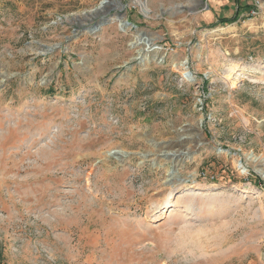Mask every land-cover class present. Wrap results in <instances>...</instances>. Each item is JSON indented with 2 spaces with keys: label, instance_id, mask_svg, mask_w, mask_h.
I'll use <instances>...</instances> for the list:
<instances>
[{
  "label": "rangeland",
  "instance_id": "1",
  "mask_svg": "<svg viewBox=\"0 0 264 264\" xmlns=\"http://www.w3.org/2000/svg\"><path fill=\"white\" fill-rule=\"evenodd\" d=\"M253 159L264 0H0V264H264Z\"/></svg>",
  "mask_w": 264,
  "mask_h": 264
},
{
  "label": "bare ground",
  "instance_id": "2",
  "mask_svg": "<svg viewBox=\"0 0 264 264\" xmlns=\"http://www.w3.org/2000/svg\"><path fill=\"white\" fill-rule=\"evenodd\" d=\"M140 6L144 7V4H140ZM145 47L149 50V52L150 51L158 52L160 50L159 48H156L151 41H147ZM186 65H187V62L181 63V66L183 67V75L186 77H189V79H191L193 76L188 71V67ZM182 147H183V145L180 144V145H176V146H171L170 149L171 150L176 149V151H179L180 149H182ZM176 153H178V152H176ZM113 154H114V152H113ZM251 162L256 165V171L264 178V160L253 159V160H251Z\"/></svg>",
  "mask_w": 264,
  "mask_h": 264
},
{
  "label": "trees",
  "instance_id": "3",
  "mask_svg": "<svg viewBox=\"0 0 264 264\" xmlns=\"http://www.w3.org/2000/svg\"><path fill=\"white\" fill-rule=\"evenodd\" d=\"M261 185H263V183H261Z\"/></svg>",
  "mask_w": 264,
  "mask_h": 264
}]
</instances>
